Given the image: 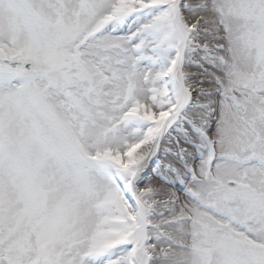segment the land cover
Returning a JSON list of instances; mask_svg holds the SVG:
<instances>
[{
  "label": "snow or ice",
  "instance_id": "obj_1",
  "mask_svg": "<svg viewBox=\"0 0 264 264\" xmlns=\"http://www.w3.org/2000/svg\"><path fill=\"white\" fill-rule=\"evenodd\" d=\"M0 264H264V0H0Z\"/></svg>",
  "mask_w": 264,
  "mask_h": 264
}]
</instances>
